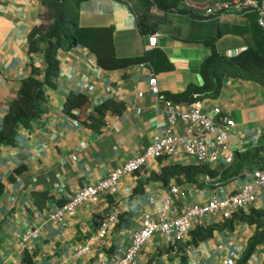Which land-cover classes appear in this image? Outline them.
Returning a JSON list of instances; mask_svg holds the SVG:
<instances>
[{"label": "crops", "instance_id": "obj_1", "mask_svg": "<svg viewBox=\"0 0 264 264\" xmlns=\"http://www.w3.org/2000/svg\"><path fill=\"white\" fill-rule=\"evenodd\" d=\"M42 13V0H0V130L22 81L32 75V62L42 70L38 77H45L44 54L31 55L28 42L29 33L42 23ZM237 17L227 14L221 20L232 21ZM79 23L84 27H113L119 57L142 56L159 48L174 68L165 70L140 64L108 70L98 64L96 54L84 45L59 50L57 86L46 87V99L40 102L45 109L42 117L30 129L18 128L14 146L0 148V180L5 185V191L0 194V264H26L27 255L32 264H97L100 253L120 256L140 224L141 213L155 215L156 206L148 201L149 196L164 195L173 185H178L181 192L175 206L181 211L184 204H201L214 196L228 197L236 193L251 180L256 167L255 162H247L242 165L241 175L224 181L213 178L199 187L174 179L168 183L150 180L165 165L199 164L194 158L150 161L143 170L126 175L111 193L87 201L64 222L49 219L48 211L68 201L81 187L97 183L113 167L143 153L155 134L183 131L180 126L170 125L169 110L185 111L190 109V103L167 102L160 92L177 93L189 84H201V64L209 54L204 44L176 38L161 28L157 31L160 34L157 46L149 47L148 35L140 31L136 12L123 0H83ZM247 47L246 38L236 33H227L217 40V49L225 56L237 55ZM154 76L158 92L150 83ZM71 93L89 96L88 115L96 114V106L109 98L126 102L127 109L122 115L109 112L107 125L98 133L64 111ZM202 102L206 111L219 106L237 121L236 132L230 135L235 148L236 133L245 137L248 150L262 143L264 87L259 83L226 76L221 95ZM240 164L235 156L228 166L211 167L222 170ZM137 187L140 191L135 193ZM34 192H46L51 198L40 207ZM113 208H119L120 222L104 241H99L96 238L99 221ZM252 208L264 209V191L257 192L255 202L245 211ZM226 218L222 214L206 216L196 220L194 227L221 224ZM36 227L40 229L39 237L25 242L24 233ZM255 232V225L236 221L233 229L216 230L213 236L197 245L187 246L189 238L175 248L170 236L158 233L143 247L137 264H239ZM90 238L91 251L77 256V250ZM263 263L264 244H260L244 264Z\"/></svg>", "mask_w": 264, "mask_h": 264}, {"label": "trees", "instance_id": "obj_2", "mask_svg": "<svg viewBox=\"0 0 264 264\" xmlns=\"http://www.w3.org/2000/svg\"><path fill=\"white\" fill-rule=\"evenodd\" d=\"M82 1L42 0V23L29 33L28 42L31 55L44 54L45 77L44 79L38 77L42 70L32 62V75L22 81L18 95L11 102L9 111L5 115L3 128L0 130V148L2 145L14 146L18 128L25 126L30 129L33 123L42 117L45 109L41 107L40 102L46 99V87L57 86V78L60 73L58 53L61 49L69 50L75 46L84 45L96 54L98 64L108 70L140 64H150L157 69L165 70L174 68L165 52L159 48H154L142 56H117L113 40V27H84L80 25V3ZM123 1L132 5L137 14L139 29L143 34H153L160 29L161 21L153 19L154 9L165 15L177 12L187 18L186 30L183 32L184 29L181 27L171 25L165 31L179 39L202 43L209 50V54L201 64L202 83L189 84L182 92H160V96L165 101L193 103L205 98H218L221 95L226 76L255 81L264 87V30L259 26L255 12L240 14L238 19L222 22L220 13L197 15L190 9H180V4L184 0H137L138 7L133 5L132 0ZM227 33L244 36L248 47L234 56L220 54L217 49V40ZM161 62L166 64L161 66ZM158 64L160 66H157ZM90 106L89 96L83 93H71L64 104V111L86 127L100 133L107 125L109 112L122 115L127 109L126 102L112 98L98 104L95 108L96 114H87V109ZM76 111L79 112L76 113ZM236 158L240 160L239 166L222 170L205 164L165 165L161 173H153L150 180L168 183L174 179L178 183H193L203 187L206 184H201V181L208 176L224 181L241 175L243 173L242 165L247 162H255V168L264 169V134L259 146L252 150L247 149L245 152L237 151ZM22 169L23 167L17 169V172ZM10 179L13 180L14 176H11ZM138 187L135 189V193L140 191ZM4 191L5 185L0 180V194ZM34 196L40 207H43L45 201L51 198L46 192H34ZM236 221L256 226V232L250 238L248 247L239 263L244 264L252 256L256 247L264 244V209L252 208L248 212L240 210L227 217L221 224L196 226L191 231V241L187 246L197 245L200 241L210 238L216 230L233 229ZM25 262L32 264L28 255L25 257Z\"/></svg>", "mask_w": 264, "mask_h": 264}, {"label": "built area", "instance_id": "obj_3", "mask_svg": "<svg viewBox=\"0 0 264 264\" xmlns=\"http://www.w3.org/2000/svg\"><path fill=\"white\" fill-rule=\"evenodd\" d=\"M206 10L205 15L220 13V16L227 14L238 16L255 12L258 24L264 30V0H226L216 3L213 7H207ZM159 36L158 32L149 34L148 46H157ZM150 83L153 90L158 92L156 76ZM161 98L164 99L162 96ZM169 123L173 128L180 126L183 131L155 134L143 153L113 167L97 183H88L81 187L68 201L50 209L49 219L57 223L64 222L68 215L77 211L87 201L111 193L126 175L143 170L149 166L150 161L169 157H192L199 164L228 166L234 161L237 151L247 150L245 137L241 133H236L237 147L233 146L230 135L236 132L238 123L231 114L219 106L208 112L202 101H195L190 103L188 110L171 109ZM251 177L250 181L228 197L214 196L205 203L184 204L181 211L175 206L181 192L178 185H173L164 195L149 196L148 201L156 206L155 215L143 211L140 224L133 231L131 242L124 252L117 257L100 253L97 256V264H137L138 255L143 247L158 233L170 236L175 248L177 244L190 238L196 220L218 214L230 217L234 212L245 211L255 202L257 192L264 191V169L255 168ZM206 179L214 180L210 176ZM120 214L119 208H113L103 215L96 231V238L99 241H104L110 230L120 222ZM39 235V228H31L24 233L23 240L26 242L38 238ZM91 239H86L83 247L77 250V256H83L91 251L93 245Z\"/></svg>", "mask_w": 264, "mask_h": 264}, {"label": "rangeland", "instance_id": "obj_4", "mask_svg": "<svg viewBox=\"0 0 264 264\" xmlns=\"http://www.w3.org/2000/svg\"><path fill=\"white\" fill-rule=\"evenodd\" d=\"M222 1L226 0H184L181 2L179 8L190 9L192 11H195L197 15H204L206 14L207 7H213L216 3ZM132 2L133 5H136V7H138L137 0H132ZM153 15L154 21H161L160 28L163 30L169 29L171 25H173V27H181L182 29H184V27H187V18L180 13L175 12L165 15L162 13H158L157 10L154 9ZM201 184H207V179L205 178L204 180H202Z\"/></svg>", "mask_w": 264, "mask_h": 264}]
</instances>
